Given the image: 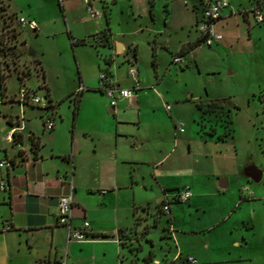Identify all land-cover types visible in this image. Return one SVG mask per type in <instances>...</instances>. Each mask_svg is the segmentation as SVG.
<instances>
[{
    "label": "crops",
    "instance_id": "1",
    "mask_svg": "<svg viewBox=\"0 0 264 264\" xmlns=\"http://www.w3.org/2000/svg\"><path fill=\"white\" fill-rule=\"evenodd\" d=\"M117 1L103 5L101 16L90 17L84 1L77 0L81 14L71 20L68 11L71 8L61 0H58L61 12L50 16L30 6L26 9L24 3L0 0V9L5 14L25 11L21 16L36 21V29L19 31L21 41L17 46L20 57L38 67L39 75H35L37 79L30 85L42 90L55 106L54 126L46 129L43 109L19 103L15 96L0 95V158L10 161L5 178L8 187L0 189V264L39 261L54 264L60 258L65 259V264H126L135 227L142 232V238L138 239L141 243L138 264L150 251L151 261L159 264L155 249L163 254L164 264H174V260L187 263L184 257L188 255L196 259L194 264L246 260L241 253L253 224L244 211L253 200L262 199L264 188L245 174L246 167L251 165L248 161L239 179H232V172L219 164L210 163L213 156L210 144L217 146L228 137H217L221 132L219 126L213 134L200 126L203 113L194 97L187 99L195 106L189 112L191 123L187 130L178 107L181 99L173 97L165 84L167 73L172 68L176 70L172 56L183 44L199 37L187 31L172 48L165 44L166 33L188 26L194 28L200 0L163 1V25L152 30L153 35L148 31L151 68L144 72L138 43L129 40L124 44L109 27L111 5ZM155 4V0H147V12L152 19ZM229 4L228 10L230 1ZM225 9L215 24L231 14V10L227 13ZM130 13L134 17L133 7ZM106 26L110 44L98 41V34ZM22 31L28 32L29 41ZM59 35L66 41L64 49L58 44ZM71 37L85 41L72 43ZM42 41H48L59 57L56 67L43 62L52 50L42 45ZM30 43L34 47L32 55L27 54ZM201 44L180 55L183 58V63L178 64L180 68L186 64V56ZM70 48L76 56V68L66 73L61 57ZM131 66L137 71L134 77L127 73ZM102 69L115 84L131 88L138 84V88H132L128 98L110 107L98 88ZM20 81L25 85L23 79ZM80 84L83 89L73 98ZM15 103L18 106L13 108ZM165 104H169L168 109ZM177 120L183 123V131L175 130ZM13 127L16 128L13 140L8 141L5 136ZM32 138L37 142L35 147ZM188 141L194 143L198 154L193 164L187 160L188 150H183ZM3 174L0 169V181ZM60 175L73 185L71 224L88 222L84 238L69 239L67 229L56 223V197L68 191L67 180L60 183ZM262 176L261 171L258 181ZM235 182L243 189L249 183L250 192H244ZM182 187L189 188V198L171 201L170 213L166 215L160 208L162 202ZM139 216L145 217L142 222L136 221ZM152 229L158 231L157 242ZM227 234L231 237L229 245L223 244L222 236Z\"/></svg>",
    "mask_w": 264,
    "mask_h": 264
},
{
    "label": "rangeland",
    "instance_id": "2",
    "mask_svg": "<svg viewBox=\"0 0 264 264\" xmlns=\"http://www.w3.org/2000/svg\"><path fill=\"white\" fill-rule=\"evenodd\" d=\"M155 1L154 19L147 12V0H118L116 5H111L112 10L109 15V27L117 39L124 44H127L129 40L138 43L141 61L143 60V72L151 68V48L147 43L148 31L151 30L150 33L153 35L152 30L163 25L162 4L165 0ZM187 1L192 2L193 0ZM228 1L231 3V7H229V10L232 11L231 14L215 24L217 31L221 33L220 40L209 45L203 43L194 52L187 55L186 64L183 67L180 68L177 64L174 66L176 70L172 68L171 72L167 73L165 84L169 86L173 97L181 99V102H178L181 103L178 104V107L180 106L181 120L187 130L191 123L189 112L195 109L191 100H187L192 97L195 102H202L205 113L201 116V122L204 127L208 128V132H216L219 126L218 130L222 131L220 133H225L231 126V137L226 138L217 146L210 144L212 150L210 153L213 155L210 158V163L219 164L221 168L232 172V179H239L241 169L248 161V164L263 172L262 179L255 183H259L258 185L264 188V21L255 23L251 16L247 19L243 17L242 11L249 8L254 0ZM14 2L24 3L26 9L30 6L32 10L49 16L61 12L58 0H14ZM61 2L71 8L68 10L71 20L79 17L81 13L77 9L79 6L77 0H61ZM131 7L135 10L134 17L130 13ZM136 10H138V14ZM225 10L228 13L229 10L227 8ZM262 12L264 14V5ZM23 14L25 11L16 12L17 16ZM102 22L106 25L104 16H102ZM21 30L23 29L14 23L10 15L0 9V31L3 32V45L0 47V68L5 75L4 94H1L0 88V95L3 98L14 97L20 86L34 88L42 93V90L37 86L30 85L36 81L35 75H39L38 67L29 59L20 57L21 50L17 45L21 41L18 36ZM187 31L191 35H199L193 26H188L183 30L167 32L168 40L165 44L174 48L186 36ZM22 35L26 36L28 41L31 39L28 32L22 31ZM157 36H161V34H157ZM61 37V35L58 36V44L64 49L66 41ZM32 44L30 43L29 46L34 48ZM41 44L51 47L48 41H42ZM102 44L106 43L102 42ZM68 46L71 47L70 43ZM165 52H167V48ZM61 59L62 67L66 73H72L76 68L74 62L76 56L71 48L67 50V53L62 54ZM58 61L59 57L53 50L50 54L47 53L46 60H43L51 67H56ZM52 72L54 73V71ZM28 78L29 80H27ZM20 79L26 82L25 85L20 83ZM210 100H219L220 102H209ZM170 103L171 105L175 104L173 101ZM12 106L14 108L18 104L15 103ZM8 107L11 106L8 104ZM229 118L231 124H228ZM224 124L226 127L222 128ZM183 150L186 152L188 150L187 160L193 164L198 157L194 143L186 142ZM248 184H245L243 186L245 189H243L237 183L241 190L249 193ZM261 196L262 199L253 200L251 206H247L244 211L253 224L248 231V243L241 253L242 258H246V260L210 264H264V195ZM206 215L208 216L209 212ZM143 218L145 217L139 216L136 221L142 222ZM213 233H210L211 236ZM151 234L157 242V229H152ZM131 235L130 237L134 240L130 242V252L126 256V264H138V253L141 248L138 239L142 238V232L140 233L135 227L132 228ZM222 237L224 238L223 244L229 245L230 235ZM155 251V256L160 260L159 264H164L163 254L157 249ZM173 263L180 264L181 262L174 260ZM139 264L158 263L141 260Z\"/></svg>",
    "mask_w": 264,
    "mask_h": 264
},
{
    "label": "built area",
    "instance_id": "3",
    "mask_svg": "<svg viewBox=\"0 0 264 264\" xmlns=\"http://www.w3.org/2000/svg\"><path fill=\"white\" fill-rule=\"evenodd\" d=\"M85 3V10L88 16L90 17H99L102 15V7L103 5L111 2L112 0H83ZM201 7L198 14V17L195 21L194 28L199 33V36L203 38V43L212 44L220 40L221 33L217 31L215 27V23L222 16L223 10L228 7V0H200ZM96 6V5H100ZM264 5V0H254L253 3L249 6V8L242 11L243 15L249 17L251 16L253 22L259 23L264 20V14L262 12V6ZM11 19L14 21L16 25H19L21 28L27 29H36L37 23L33 18H28L25 16H17L13 14ZM76 38H72L73 42H76ZM172 62L176 64H182L183 58L180 55H173ZM136 69L134 67H130L127 70L128 75L134 77L136 75ZM98 88L102 91L108 101V105L110 107H114L116 103L122 99L128 98L132 94V88H138V84L134 87H122L118 84H115L112 81L110 74L102 69L98 74ZM83 89V85L80 84L77 86L74 91L73 98L77 96L79 91ZM15 98L19 103H28L37 107H40L44 110L42 115V119L44 122V128L52 129L54 126V115H55V106L51 103L48 96L45 93H39L36 89L20 86L17 94H15ZM165 108H169V104H165ZM174 128L176 131H183V123L180 120H177L174 124ZM16 128H11L10 132L5 136L8 141L13 140L14 131ZM10 165V161L3 157L0 158V169L3 170L2 181H0V189L4 190L8 187L5 183V178L7 176V169ZM58 180L60 183L67 180L68 182V191L61 192L56 197L57 201V211H56V223L64 226L67 229V236L69 239H81L87 235L88 222L83 220L80 225L73 226L71 224L72 218V190L73 185L70 179H66L63 175L58 176ZM191 192L188 187H182L175 189L173 195L171 197H165L162 202L160 208L161 211L166 215L170 213L169 204L171 201H185L189 198ZM9 225H6L8 227ZM119 241V240H118ZM184 261L189 264L196 263V259L191 256H185ZM54 264H65V259L60 258Z\"/></svg>",
    "mask_w": 264,
    "mask_h": 264
},
{
    "label": "trees",
    "instance_id": "4",
    "mask_svg": "<svg viewBox=\"0 0 264 264\" xmlns=\"http://www.w3.org/2000/svg\"><path fill=\"white\" fill-rule=\"evenodd\" d=\"M11 16L12 15H10V17ZM106 21H107V18H106ZM109 37H110V31H109V28L106 26L98 34V41L100 40L99 42H101V43L103 42V43H106V44H110ZM72 38L73 37L70 38V40H71L72 43L84 42L85 41L84 39H77L76 42H73L72 41ZM202 42H203V38L199 36L194 41H190V42H187V43L183 44L181 46V48L174 55H183V54H185L186 52H188L189 50H191L192 48H194L195 46H197L198 44H200ZM2 45H3V32L0 31V47ZM132 54L133 55L135 54L134 53V49L132 50ZM106 62H108V60H106ZM4 78H5V75H4V73H2L1 68H0V88H1V94L2 95L4 94V84H3L4 83ZM211 101H213V102H217V101L220 102L219 100H210L209 102H211ZM209 102H208V104H209ZM196 106L201 110L202 113H205V109H204L203 105L200 102H196ZM199 124L202 127V125H203L202 122L199 121ZM228 124H231V119L230 118L228 119ZM223 127H226V125L225 124L222 125V128ZM231 132L232 131H231V126H230V128L228 129V131H226L225 133L218 134L217 137L220 138V139L221 138L223 139V137H231L232 136V133ZM209 133H211V132H209ZM31 144H32V147H35L37 145V142L35 140H33V138H32ZM240 198H242V197H240ZM152 256H153V254L150 251L146 256H144L142 258V260L144 262L151 261L152 260Z\"/></svg>",
    "mask_w": 264,
    "mask_h": 264
},
{
    "label": "water",
    "instance_id": "5",
    "mask_svg": "<svg viewBox=\"0 0 264 264\" xmlns=\"http://www.w3.org/2000/svg\"><path fill=\"white\" fill-rule=\"evenodd\" d=\"M27 54L32 55L33 54V50L32 48H28L27 50ZM112 110V108L110 109ZM247 176H249L253 181H258L260 179L261 176V172L253 167L252 165H249L248 167H246V173ZM37 264H47L46 261H39L37 262Z\"/></svg>",
    "mask_w": 264,
    "mask_h": 264
}]
</instances>
